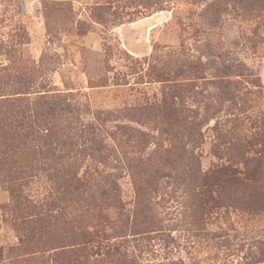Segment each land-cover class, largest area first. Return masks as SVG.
Segmentation results:
<instances>
[{
    "label": "rangeland",
    "instance_id": "obj_1",
    "mask_svg": "<svg viewBox=\"0 0 264 264\" xmlns=\"http://www.w3.org/2000/svg\"><path fill=\"white\" fill-rule=\"evenodd\" d=\"M40 94L74 103L84 123L99 117L95 139L123 203L92 212L107 239L85 250L76 202H58L49 234L28 237L5 168L33 167L20 197L39 207L58 193L59 167L7 150L0 264H262L264 0H0V100L33 107ZM221 165L252 174L254 187H223L194 207L193 174ZM109 215L128 222L107 225ZM116 244L125 263L108 252Z\"/></svg>",
    "mask_w": 264,
    "mask_h": 264
},
{
    "label": "trees",
    "instance_id": "obj_2",
    "mask_svg": "<svg viewBox=\"0 0 264 264\" xmlns=\"http://www.w3.org/2000/svg\"><path fill=\"white\" fill-rule=\"evenodd\" d=\"M3 106H6L7 110L0 116V138H8L9 143L0 144V148L4 146L0 151V159L5 161L7 150L12 151L13 154L15 151H26L42 163L41 165L50 169L59 167L55 175L61 187L56 190L58 193L54 198L50 197L44 206L39 207L30 202L31 205H29L26 198L20 197L22 181L30 175L29 171L33 167L30 165L22 168L13 165L5 168L6 182L12 198H16L14 209L22 221L20 224L27 227L26 236L42 234V232L49 234L50 224H53L57 217L52 213L57 207L55 205L58 202H76L84 212L82 216L85 217L82 219L83 223L77 227L79 247L85 250L88 244L94 241L98 243L100 238L107 239L106 234L102 233L103 225L100 222H94L96 219L92 217V212L108 208L117 210L123 202L117 184L118 177L109 170V160L102 154L105 147L95 139V132L99 130L100 125L99 117H95L97 124L82 122L75 104L59 95L40 94L38 103L33 107L29 106L26 98L21 97L0 100V110ZM88 150L97 153L89 152L86 156L80 157ZM252 160L253 163L257 162L256 159ZM84 162L88 163L86 169L80 174L78 171ZM47 175L51 176V174ZM193 180L197 181V185L189 190V195L194 207L201 209L206 204L216 201L217 193L223 187L242 193H248L254 187L252 174L240 176L239 171L229 165L217 167L213 174L208 176L195 171ZM37 208L40 210L28 215V211ZM99 218L103 217L99 215ZM108 218L111 216L104 219L107 225L110 223L113 225L118 221L121 224L128 222L125 217H118V219L114 217L112 220ZM35 222L37 225L29 227ZM108 249L111 256L121 263L126 262V252L120 248L119 244L108 246ZM70 252L66 251L69 256H71ZM261 255L262 258L258 262L264 264V252ZM81 261L86 263L87 258Z\"/></svg>",
    "mask_w": 264,
    "mask_h": 264
}]
</instances>
